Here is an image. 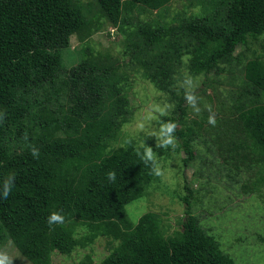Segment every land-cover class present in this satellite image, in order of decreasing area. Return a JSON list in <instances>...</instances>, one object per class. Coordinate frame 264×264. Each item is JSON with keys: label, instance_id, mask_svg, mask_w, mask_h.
<instances>
[{"label": "trees", "instance_id": "trees-1", "mask_svg": "<svg viewBox=\"0 0 264 264\" xmlns=\"http://www.w3.org/2000/svg\"><path fill=\"white\" fill-rule=\"evenodd\" d=\"M93 1L98 13L88 16L89 2L80 0H0V184L15 175L8 199H0V246L9 239L33 264H53V253L70 255L105 236L114 242L106 256L95 262L86 254L76 264H235L191 213L187 184L180 230L165 234L155 211L130 220L125 205L158 175L137 154L143 148L133 138L112 144L132 115L124 64L167 95L173 107L160 120L177 124L184 162L204 135L234 175L248 176L244 189L258 191L264 185V45L262 55L242 63L241 86L229 101L207 96L221 112L214 127L206 113L190 116L173 75L187 54L191 73L206 82L220 64L238 59L237 47L264 41V0H207L200 14L139 23L133 33L125 29L127 14L140 6L159 10L171 0ZM102 20L126 35L128 62L86 42ZM73 35L82 44L80 59L64 69ZM51 212L64 215L65 223L49 226ZM82 228L87 234L77 236Z\"/></svg>", "mask_w": 264, "mask_h": 264}, {"label": "rangeland", "instance_id": "rangeland-1", "mask_svg": "<svg viewBox=\"0 0 264 264\" xmlns=\"http://www.w3.org/2000/svg\"><path fill=\"white\" fill-rule=\"evenodd\" d=\"M80 1L89 2L85 11L88 16L97 15L93 0ZM203 2L206 5L207 0H171L159 10L137 7L126 15L129 24L125 29L127 33H133L136 26L143 22L158 25L176 23L180 18L202 13ZM126 38L116 25L102 20L100 30L94 32L86 42L95 52L111 55L122 63L128 62V58L122 55ZM81 45L74 35L70 37V44L62 56L64 69L78 62ZM263 45V37H260L258 42L250 40L247 47H237L233 54L238 55V59L220 64V69L208 74L206 82L203 74H192L188 63H181L173 75L175 88L180 90L179 81L185 73L197 81L195 95L201 112L197 115L190 108V116L199 118L206 113L208 117L209 106L215 119L220 116L221 112L215 111V103H209L207 96H212L215 101H229L237 91L236 86H241L242 63L253 55H262ZM121 68L129 73L127 94L132 115L112 145H123L130 138L137 145L145 143L157 154L161 167V174L146 188L145 194L125 205L127 217L136 222L143 213L155 211L161 215L160 222L165 234L180 230L186 208L181 196L186 193L184 185L187 184L192 192L189 199L191 213L204 230L216 238L221 249L234 259L235 264H264V185L258 191L245 190L243 186L248 183V176L234 175L229 170L230 166L214 150L212 139L204 135L199 142L194 143V157L188 162H184L186 155L183 150H177L176 147L157 148L155 137L147 134L149 130H158L160 126L161 116L154 112V108H163L171 103L165 92L158 90L141 72L133 71L124 64ZM149 114L153 116L150 121L146 120ZM140 123L145 124V131L139 130ZM204 125L207 124L204 122ZM76 234L84 235L87 231L82 228ZM113 245L110 238L97 236L92 243L77 247L70 255L53 253L52 262L76 264L86 254H90L97 262L108 254ZM0 250L13 257V264H33L9 239L0 246Z\"/></svg>", "mask_w": 264, "mask_h": 264}, {"label": "clouds", "instance_id": "clouds-1", "mask_svg": "<svg viewBox=\"0 0 264 264\" xmlns=\"http://www.w3.org/2000/svg\"><path fill=\"white\" fill-rule=\"evenodd\" d=\"M190 59L191 56L187 54L181 57V61L183 64H187ZM179 87L183 89V96L186 104L192 108L195 114L199 115L201 112V108L198 105V98L195 95V88L197 87L196 78L192 77L190 74L185 73L183 78L179 81ZM172 107V105H165L163 108L160 106H155L154 112L159 113L160 116H165L168 114V111ZM208 111L210 114L208 116L207 122L209 125L214 127L216 125L215 114L212 113L210 106L208 107ZM3 116L4 114L0 113V120L3 119ZM151 119H153V116L149 114L146 117V120L150 121ZM145 127L146 126L144 123H140L139 130L145 131ZM176 128L177 124L173 121H160V126L158 130H149L147 134L149 137H155L157 148L175 149L177 140L174 133L176 131ZM140 147L143 148V152H138L137 154L141 156V159L145 164H150L152 174L160 175L161 167L159 165L157 154L153 151L151 147L146 146L145 143H142ZM31 154L34 158H38L39 150L35 147H32ZM108 179L115 180V173L109 172ZM14 182L15 175H11L7 179L2 181V184H0V199H8L12 187L14 186ZM46 221L49 226L63 225L65 223V217L59 212H51L47 216ZM13 260V257L10 256L6 251L0 250V264H13Z\"/></svg>", "mask_w": 264, "mask_h": 264}]
</instances>
